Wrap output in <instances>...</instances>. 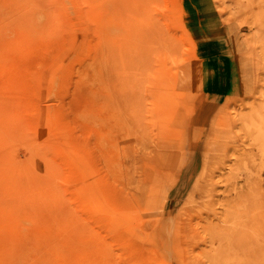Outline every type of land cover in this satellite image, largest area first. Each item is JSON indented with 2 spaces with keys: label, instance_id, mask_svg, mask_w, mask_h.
<instances>
[{
  "label": "rangeland",
  "instance_id": "1",
  "mask_svg": "<svg viewBox=\"0 0 264 264\" xmlns=\"http://www.w3.org/2000/svg\"><path fill=\"white\" fill-rule=\"evenodd\" d=\"M0 264H264V0H0Z\"/></svg>",
  "mask_w": 264,
  "mask_h": 264
},
{
  "label": "crops",
  "instance_id": "2",
  "mask_svg": "<svg viewBox=\"0 0 264 264\" xmlns=\"http://www.w3.org/2000/svg\"><path fill=\"white\" fill-rule=\"evenodd\" d=\"M182 8L185 29L189 32L201 61H206L205 63L208 64V68L211 70L210 74H214L209 79V85L216 87L215 94L219 97H223V95L227 97L240 96L242 93H239L240 89L237 86L243 81H240L242 79L237 77L236 67L232 61L234 54L232 57L229 46H227V34L230 27L221 22L220 28H218L217 22L219 20L217 17H209L205 12L199 13L201 5H198V11L192 1L188 2L186 8L183 4ZM212 22L215 23L214 27L210 26ZM227 58L230 60L231 71H233L230 77L227 74L230 67H227L224 63Z\"/></svg>",
  "mask_w": 264,
  "mask_h": 264
}]
</instances>
